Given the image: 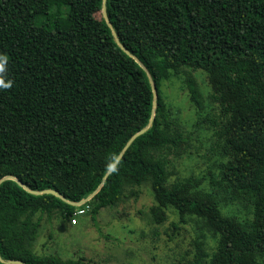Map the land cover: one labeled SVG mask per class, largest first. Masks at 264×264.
Masks as SVG:
<instances>
[{"label":"trees","instance_id":"trees-1","mask_svg":"<svg viewBox=\"0 0 264 264\" xmlns=\"http://www.w3.org/2000/svg\"><path fill=\"white\" fill-rule=\"evenodd\" d=\"M0 0V256L26 264H125L38 255V213L94 217L148 184L156 223L173 209L193 221V264H264V0ZM96 14H100L96 17ZM205 72L206 94L194 72ZM181 81L212 159L204 174L170 180L171 158L193 154V132L166 100ZM199 142V141H197ZM201 143V142H199ZM197 148V147H196ZM114 165V166H113ZM112 171L104 178L107 171ZM128 190L129 192H126ZM0 261V264H7Z\"/></svg>","mask_w":264,"mask_h":264},{"label":"rangeland","instance_id":"rangeland-1","mask_svg":"<svg viewBox=\"0 0 264 264\" xmlns=\"http://www.w3.org/2000/svg\"><path fill=\"white\" fill-rule=\"evenodd\" d=\"M194 75L200 90L206 94L210 85L205 72L197 69ZM162 88L166 100L173 108L180 109L179 124L185 131L193 132L191 138L196 143L190 157L183 154L171 158L170 170L174 173L170 180L204 174L208 166H212V159L207 157L205 131L193 128L196 109L181 89L178 78L164 82ZM135 189L139 192L137 198L130 197L115 207L102 208L94 217L85 212L76 223L58 213H38L35 219L40 225L34 251L38 255H55L63 259L83 257L106 263L193 264L200 240L204 241L208 251L215 247L208 233H204L202 239L198 238L200 235L193 221L179 223L173 209L166 210V221L154 222L149 212L155 204L150 186L143 184Z\"/></svg>","mask_w":264,"mask_h":264},{"label":"water","instance_id":"water-1","mask_svg":"<svg viewBox=\"0 0 264 264\" xmlns=\"http://www.w3.org/2000/svg\"><path fill=\"white\" fill-rule=\"evenodd\" d=\"M101 16L104 18L106 24L109 26V28L111 29L112 31V34L115 38V41L116 43L119 45V47L125 51L129 56H131L132 58L135 59L136 62H138L140 64V66L146 71L147 75H148V78H149V82H150V85H151V89H152V92H153V109H152V113H151V118L149 120V123L147 126H145L144 128H141L139 131H137L136 133H134L130 139L128 140V142L126 143L125 147L123 148V150L120 152V154L118 155V157L116 158L115 162H114V165L118 163V161L120 160L124 150L132 143V141L138 137L139 135L143 134L148 128L149 126L151 125L153 119H154V110H155V106H156V99H157V89H156V85L154 83V81L152 80V77L150 75V73L148 72V70L144 67V65L133 55L131 54L128 49L126 47H124L117 35H116V32L115 30L113 29L112 27V24L110 22V19L108 17V14H107V10H106V0H102V7H101ZM113 165V166H114ZM113 166L107 171V173L105 174L104 178L107 177V175L112 171L113 169ZM6 179H12V180H15L19 185H21L24 189L28 190L31 194H34V195H41V194H51V195H54L58 198H60L61 200H63L64 202H67L68 204L70 205H73V206H81L83 204H85L86 202H88L89 200H91L93 198V196L98 192V190L100 189V187L102 186V183L98 186V188L92 192L90 195H88L86 198H83L81 199L80 201H77V202H72V201H69L67 200L64 196L61 195V193L55 189H43V190H30L28 189L24 184H22L19 180H17L15 177H12V176H9V175H6V176H3L2 178H0V184L6 180ZM0 261H3L1 256H0ZM7 264H26L24 263L23 261L21 260H16V259H10V260H6V261H3Z\"/></svg>","mask_w":264,"mask_h":264},{"label":"built area","instance_id":"built-area-1","mask_svg":"<svg viewBox=\"0 0 264 264\" xmlns=\"http://www.w3.org/2000/svg\"><path fill=\"white\" fill-rule=\"evenodd\" d=\"M83 213H85V210L80 209V208H76V209L72 212V214H71V216H70V220H71V222H72V223H76L78 217H79L81 214H83Z\"/></svg>","mask_w":264,"mask_h":264}]
</instances>
